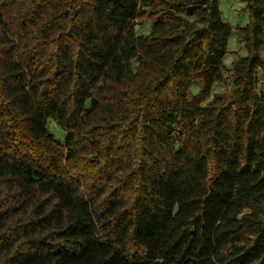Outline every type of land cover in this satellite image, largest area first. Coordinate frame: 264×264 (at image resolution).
<instances>
[{
	"label": "trees",
	"instance_id": "trees-1",
	"mask_svg": "<svg viewBox=\"0 0 264 264\" xmlns=\"http://www.w3.org/2000/svg\"><path fill=\"white\" fill-rule=\"evenodd\" d=\"M240 1L228 68L220 0H0V264H264V0Z\"/></svg>",
	"mask_w": 264,
	"mask_h": 264
},
{
	"label": "rangeland",
	"instance_id": "rangeland-1",
	"mask_svg": "<svg viewBox=\"0 0 264 264\" xmlns=\"http://www.w3.org/2000/svg\"><path fill=\"white\" fill-rule=\"evenodd\" d=\"M141 5L145 4L146 0H139ZM221 8L223 11V19L226 22H229L233 31L229 38L228 44V54L225 57V64L228 68L231 67L232 61L238 57L245 55V49L242 42L239 38V29L244 26L248 21V12L245 9V4L240 0H220ZM136 32L138 34H146L150 29V20L143 19L136 21ZM230 73H226V76H229ZM260 87H264L262 82H260ZM231 86V78L227 77V80L224 83H216L213 89V93L222 92L226 89H229ZM194 92H197L196 86L193 87ZM213 96H211L207 101H211ZM48 126L53 133V135L63 141L66 136V132L61 128V126L53 119H48Z\"/></svg>",
	"mask_w": 264,
	"mask_h": 264
}]
</instances>
